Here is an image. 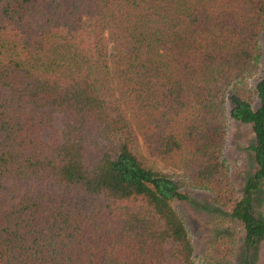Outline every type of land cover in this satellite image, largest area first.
Returning a JSON list of instances; mask_svg holds the SVG:
<instances>
[{"label":"trees","instance_id":"1","mask_svg":"<svg viewBox=\"0 0 264 264\" xmlns=\"http://www.w3.org/2000/svg\"><path fill=\"white\" fill-rule=\"evenodd\" d=\"M263 27L264 0H0V264H196L187 189L225 226L208 264L256 248ZM228 118L253 136L241 194Z\"/></svg>","mask_w":264,"mask_h":264},{"label":"rangeland","instance_id":"2","mask_svg":"<svg viewBox=\"0 0 264 264\" xmlns=\"http://www.w3.org/2000/svg\"><path fill=\"white\" fill-rule=\"evenodd\" d=\"M262 48L261 63L264 62V27L260 38ZM258 73L250 80L255 81ZM253 142V136L248 125L228 118L227 138L224 148V159L228 165L229 176L238 194H241L245 180L253 171V160L248 150L249 144ZM137 152L151 165L164 170L171 171L145 150L141 140H138ZM188 197L184 201L174 202V206L180 213L194 245L196 264H208L211 246L217 236L225 231L217 217L219 213L212 204L208 192L200 189L184 190ZM253 209L257 216L264 219V181L262 182V193L259 199L253 202ZM226 264H264V239L258 246L246 251L242 240L234 242L231 255Z\"/></svg>","mask_w":264,"mask_h":264}]
</instances>
